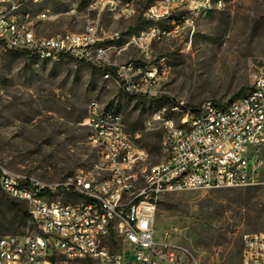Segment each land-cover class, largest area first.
<instances>
[{
	"label": "rangeland",
	"instance_id": "rangeland-1",
	"mask_svg": "<svg viewBox=\"0 0 264 264\" xmlns=\"http://www.w3.org/2000/svg\"><path fill=\"white\" fill-rule=\"evenodd\" d=\"M24 1V0H22ZM91 0L27 1L21 11L32 16L37 35L78 32L87 19ZM140 2L129 19H113L107 8L99 14L100 26L118 31L123 44L151 22L142 18ZM73 8V12H68ZM47 12L49 19H38ZM182 12H172L160 27L182 21ZM116 63L133 62L141 68L157 67L158 80L150 96L130 95L103 71L68 55L40 59L0 44V175L33 178L44 184L61 182L79 169H90L96 150L87 142L84 121L88 104L98 101L103 110L122 117L123 127L138 134L137 145L145 147L149 164L160 161L161 134L144 129L153 111L165 112L178 122L183 116L170 105L182 101L190 107L211 99L229 104L249 91L255 76L264 69V0H224L197 17L191 29L160 37L150 43L148 56L135 46L120 55L111 52ZM164 68V73L160 74ZM239 94L238 96L236 94ZM257 183L248 187L198 189L170 192L157 204L155 232L164 230L170 240L187 247L200 264H241L244 234L264 232V147ZM49 197V196H48ZM52 201H78L77 196L51 194ZM6 197L0 188V236L35 233L23 215L22 201ZM115 249L121 250L120 244ZM63 261V260H62ZM61 264H86L63 261Z\"/></svg>",
	"mask_w": 264,
	"mask_h": 264
},
{
	"label": "built area",
	"instance_id": "built-area-1",
	"mask_svg": "<svg viewBox=\"0 0 264 264\" xmlns=\"http://www.w3.org/2000/svg\"><path fill=\"white\" fill-rule=\"evenodd\" d=\"M112 0H91L88 10H95V23L73 35V41L61 38H32L31 25L16 29V8L22 0H0V44L19 45L20 51L30 55L58 57L74 54L75 59L86 61L92 67L113 70L116 82L134 94H158L154 90L153 65L137 66L130 75H122L126 63H115L111 52L122 53L128 46L139 48L148 56L151 30L160 29L161 38L183 29H191L195 18V5L200 0H133L121 6L120 12L145 6L142 18H159L148 15L149 6L163 11L184 12V20L171 21L170 26L145 27L133 39H127L122 48L108 46L105 50L92 48V41L114 38L100 31L99 12ZM224 4V2H221ZM72 8V12H73ZM51 15H38L49 19ZM118 19V14H113ZM71 34V31H69ZM164 73V68L160 74ZM125 76L133 77V86L125 87ZM144 83H151V90H144ZM249 90L251 98L240 99L238 110L214 113L217 103L211 99L199 106L190 107L182 101L171 107L181 106L183 124L160 119V115L146 117L143 124L147 131L161 134L158 167L153 180H143V187H133V180H140L138 169L127 168V161L139 160L142 146L135 142L138 134H130L123 122L115 123V130H108V123L96 126L93 106L88 104L84 121L88 127L86 137H97L99 150H105L101 162H112L116 172L109 175V184L102 180L88 185V169L77 170L61 182L44 184L33 178L3 172L0 175L2 193L13 200L22 201L36 228L35 233L7 234L0 236V264H61L65 261L86 264H200L185 246L170 240L171 233L164 230L156 237L155 219L158 201L166 193L198 189L248 187L257 183L258 167L262 160L257 151L264 147V69L254 78ZM214 117H221V126L211 128ZM129 146H137V157H129ZM15 180H23V188H15ZM56 193L77 195V203L45 209L42 196ZM241 264H264V232L248 233L242 238ZM122 245L121 250L115 249ZM63 260V261H62Z\"/></svg>",
	"mask_w": 264,
	"mask_h": 264
},
{
	"label": "bare ground",
	"instance_id": "bare-ground-1",
	"mask_svg": "<svg viewBox=\"0 0 264 264\" xmlns=\"http://www.w3.org/2000/svg\"><path fill=\"white\" fill-rule=\"evenodd\" d=\"M27 1H35V0H24L21 2L20 6L16 8V29H24V24L31 25V34L32 38H53L57 36L50 35V36H43L37 35L32 26V16L31 13L28 11H21L22 5L24 2ZM133 0H112L111 4H104V8H107L112 14H118V17L122 18H129L135 14L136 9H131L127 12H120V2L121 6H128L131 4ZM224 2V0H200L197 1L195 5V18H191V26L193 21L199 17L201 14H205L207 11L213 8H220V3ZM102 8V10L104 9ZM95 11V10H94ZM101 11V10H100ZM171 11H163L160 14V8H156V6H149L148 8V15H159V18H149L147 21L151 22L150 27H160L159 22L161 20H168L171 17ZM39 15H49L47 12H42ZM180 18L184 20V12H182ZM173 21V19H171ZM95 18L87 19L83 29L78 32H64L61 33V38H66V41H73V35H80L86 29H88V25H94ZM100 31L103 32V35H115L114 38H101L99 40L92 41V48H96L97 50H105L108 46L112 48H122L123 44H115V43H107L109 41L117 40L121 37L118 31L112 30H105L100 26ZM135 34H131L127 37V39H133ZM161 37V30L160 29H153L151 30V40H157ZM6 49L10 50H20L19 45H6L4 46ZM121 53H118V55ZM75 58L74 54H65ZM40 59H47V58H57V57H50V56H40L34 55ZM61 56V55H60ZM86 62V61H84ZM126 63V62H123ZM137 65L133 62H128L126 68H122V75H130V72L136 71ZM162 70V69H161ZM153 72H157V67L153 65ZM104 78L113 77V70H103ZM157 78L153 79V86L156 85ZM133 86V77L132 76H125V87H132ZM144 90H151V83H144ZM126 91V90H124ZM128 92V91H126ZM132 93V92H128ZM134 94V93H132ZM252 97V90H249L241 98H251ZM93 106V116L96 118V126H104L108 121H117L122 122V117L119 113L113 110H103V106L94 100L90 103ZM240 107V99H236L233 102L223 105L216 103L214 105V113H229L230 110H238ZM173 110L175 112L181 113V106H174ZM165 108L157 109L153 111L148 117H153L154 115H160V119L164 121H172L174 125H181L182 123H178L173 116H169L165 112ZM182 114V113H181ZM146 122V119L144 123ZM221 126V117H214L213 121H211V128H219ZM108 130H115V123H108ZM87 142L96 150V159L92 163L90 169H88V185H95L96 181L102 180V184H109V175L114 174L116 172V165L112 162H101L99 158H105V150H99V142L97 137H86ZM142 156L139 160H130L127 161V168L138 169V173H140V180H133V187H143V180H153L154 179V171L156 167H158V162L154 164H149L150 154L145 147H142ZM129 157H137V146H129ZM84 170V169H79ZM15 188H23V180H15ZM77 196V195H74ZM68 203H77L73 201H65L61 202L60 205H68ZM42 204L45 209H57L58 201H52L51 198L48 196H42Z\"/></svg>",
	"mask_w": 264,
	"mask_h": 264
},
{
	"label": "trees",
	"instance_id": "trees-1",
	"mask_svg": "<svg viewBox=\"0 0 264 264\" xmlns=\"http://www.w3.org/2000/svg\"><path fill=\"white\" fill-rule=\"evenodd\" d=\"M23 52V51H22ZM24 53H26V52H24ZM29 57H35V58H37L36 56H34V55H30V54H28V53H26ZM95 68V67H94ZM97 70H100L101 72L103 71L102 69H98V68H96ZM110 71H112V70H110ZM122 88V87H121ZM122 90L124 91V89L122 88ZM126 92V91H125ZM127 94H130V95H140V94H132V93H128V92H126ZM237 96L239 95L238 93L236 94ZM244 95V94H243ZM142 96H146V95H142ZM242 96V95H241ZM241 96H239V97H241ZM150 97H152V96H150ZM238 97V98H239ZM174 103V101L171 99L170 100V105H172ZM12 200V203H14V204H17L18 205V203H16L15 201L16 200H13V199H11ZM23 215H24V217L30 222V217H29V214H28V212H27V209H26V205H24V209H23Z\"/></svg>",
	"mask_w": 264,
	"mask_h": 264
},
{
	"label": "crops",
	"instance_id": "crops-1",
	"mask_svg": "<svg viewBox=\"0 0 264 264\" xmlns=\"http://www.w3.org/2000/svg\"><path fill=\"white\" fill-rule=\"evenodd\" d=\"M108 11H109V10H108ZM68 12H72V8L69 9ZM100 12H101V11H100ZM100 12H99V14H100ZM109 12H110V11H109ZM110 13H111V12H110ZM111 14H112V13H111ZM112 16H113V14H112ZM132 16H133V15H132ZM132 16H131V17H132ZM131 17H129V18H131ZM118 18H122V17H118ZM129 18H122V19H129ZM82 29H83V27H82ZM82 29H81V30H82ZM81 30H80V31H81ZM107 43H110V44H111V43H114V41H109V42H107ZM117 55H118V54H117ZM119 55H120V54H119ZM112 58L116 59V56L114 55V57L112 56ZM115 63H116V62H115Z\"/></svg>",
	"mask_w": 264,
	"mask_h": 264
}]
</instances>
